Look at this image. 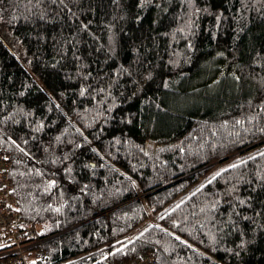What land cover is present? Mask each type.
I'll use <instances>...</instances> for the list:
<instances>
[{
    "label": "trees",
    "instance_id": "trees-1",
    "mask_svg": "<svg viewBox=\"0 0 264 264\" xmlns=\"http://www.w3.org/2000/svg\"><path fill=\"white\" fill-rule=\"evenodd\" d=\"M0 156L28 264H264V0H0Z\"/></svg>",
    "mask_w": 264,
    "mask_h": 264
},
{
    "label": "built area",
    "instance_id": "built-area-1",
    "mask_svg": "<svg viewBox=\"0 0 264 264\" xmlns=\"http://www.w3.org/2000/svg\"><path fill=\"white\" fill-rule=\"evenodd\" d=\"M9 162L0 156V264H28L32 257L30 246L35 242L33 230L24 227L13 211L14 203L11 185L7 177ZM129 264H155L149 254Z\"/></svg>",
    "mask_w": 264,
    "mask_h": 264
},
{
    "label": "rangeland",
    "instance_id": "rangeland-1",
    "mask_svg": "<svg viewBox=\"0 0 264 264\" xmlns=\"http://www.w3.org/2000/svg\"><path fill=\"white\" fill-rule=\"evenodd\" d=\"M219 167H215L213 171L217 170Z\"/></svg>",
    "mask_w": 264,
    "mask_h": 264
}]
</instances>
